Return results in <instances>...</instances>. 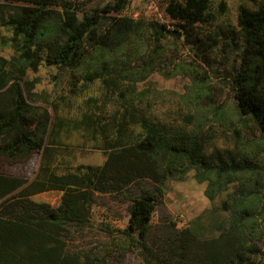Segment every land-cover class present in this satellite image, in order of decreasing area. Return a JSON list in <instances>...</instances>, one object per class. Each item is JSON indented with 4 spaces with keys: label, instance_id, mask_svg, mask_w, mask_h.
Instances as JSON below:
<instances>
[{
    "label": "trees",
    "instance_id": "16d2710c",
    "mask_svg": "<svg viewBox=\"0 0 264 264\" xmlns=\"http://www.w3.org/2000/svg\"><path fill=\"white\" fill-rule=\"evenodd\" d=\"M91 1L0 0V24L11 30L14 50L11 60L0 56V91L11 104L0 106V157L16 163L40 155L32 179L0 170V264H110L131 250L142 264H264V4L239 5L235 26L207 36L210 48L225 37L238 58L223 77L235 100L205 106L199 100L222 73L213 76L188 48L196 24L215 20L210 0H166L169 21L123 14L129 0L88 8ZM41 64L101 82L99 111L74 126L99 137L102 164L52 170L64 122L56 117L46 141L48 116L20 87L26 69ZM164 70L189 80L180 94L189 103L186 122L181 113L158 114L153 91L138 87ZM212 120L232 125L229 146L208 148ZM189 172L204 183L208 207L183 227L171 218L153 221L167 182ZM47 190L61 191L58 206L31 198ZM102 194L126 202L123 227L93 221ZM101 232L110 241H99ZM90 233L95 239H86Z\"/></svg>",
    "mask_w": 264,
    "mask_h": 264
},
{
    "label": "rangeland",
    "instance_id": "374dc122",
    "mask_svg": "<svg viewBox=\"0 0 264 264\" xmlns=\"http://www.w3.org/2000/svg\"><path fill=\"white\" fill-rule=\"evenodd\" d=\"M108 0H92L87 6L95 8L103 5ZM220 2H225L226 8L221 10ZM264 4V0H210V8L215 20L211 25L196 24L190 35V46L193 51L200 53L203 60L213 76L215 70L222 73L220 76L213 77L212 83L208 85V94L199 100V104L209 106L213 103L225 101L230 104V100H235L234 92L228 84L223 81L224 70L237 64V55L233 47L226 46V38L220 40L218 47H209L208 35H213V29L219 27L228 28L235 26L236 15L239 5H244L250 9H257ZM166 0H129L123 14L132 17H142L145 19L170 20L164 10ZM11 30L0 24V56L6 60H11L14 50L11 45ZM177 53L184 54L186 48L182 49L179 44ZM173 51L169 50L168 54ZM171 69L167 63L166 66ZM170 67V68H169ZM13 69L12 65L7 66ZM228 78L229 76H225ZM21 89L26 97V101L35 105L36 112L42 117L48 116V133L46 141L49 139V131L59 117L64 124L57 136V144L53 150L52 170L57 173H67L77 171L78 165H100L105 159V154L100 147L101 141L97 135L86 129H78L74 125L83 118L84 114L99 111L103 88L99 80L85 83L80 76V72H72L69 69H60L55 65L38 66L37 70L30 68L22 78ZM12 81V80H11ZM10 81V82H11ZM9 82V83H10ZM189 80L184 75H170L167 70L164 74L159 71L151 73L144 81L138 85L139 88L147 87L152 90L157 113L169 118H173L177 113L183 115V122H186L188 102H183L180 94L185 90V85ZM225 103V102H224ZM10 96L8 92L0 91V106H10ZM186 105V106H185ZM111 107L106 106V111H111ZM210 115V112H209ZM33 127V126H30ZM205 128L212 135L208 148L214 146L219 148L229 146L233 137L232 125L222 121L212 120L205 124ZM249 129V128H247ZM40 155H35L23 162L10 163L0 157V170L21 175L32 179L38 169ZM61 191L47 190L32 195L31 198L37 201H46L56 206L60 200ZM209 202L204 195V183L197 182L192 172H189L184 180H170L166 184V189L160 198L159 205L153 214V221L168 222L173 219L179 227L187 225L192 217L202 212L208 207ZM126 202H120L111 195H98L93 205V221L108 223L111 227H123L126 220ZM95 234V233H94ZM94 234L90 233L86 239H95ZM110 237L99 233L98 240L110 241ZM123 261L110 259V264H142L139 256L134 250L125 253Z\"/></svg>",
    "mask_w": 264,
    "mask_h": 264
},
{
    "label": "built area",
    "instance_id": "2783aa9c",
    "mask_svg": "<svg viewBox=\"0 0 264 264\" xmlns=\"http://www.w3.org/2000/svg\"><path fill=\"white\" fill-rule=\"evenodd\" d=\"M59 205V201H58V203H57V205L56 206H58Z\"/></svg>",
    "mask_w": 264,
    "mask_h": 264
}]
</instances>
